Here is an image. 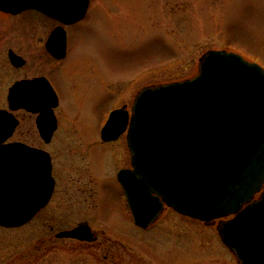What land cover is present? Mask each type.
I'll list each match as a JSON object with an SVG mask.
<instances>
[{"label": "rangeland", "instance_id": "1", "mask_svg": "<svg viewBox=\"0 0 264 264\" xmlns=\"http://www.w3.org/2000/svg\"><path fill=\"white\" fill-rule=\"evenodd\" d=\"M52 27L31 12L0 15V53L12 48L27 62L20 71L0 63V109H7V87L15 78L51 72L63 108L57 110L60 134L49 147L38 137L35 117L16 112L20 125L10 141L49 150L60 183L35 221L0 227V264H239L222 244L217 222L203 224L165 208L149 229L138 228L121 189L105 178L112 168V181L117 169L112 156L114 165L128 166L125 139L100 146L96 136L109 110H130L133 97L147 87L193 78L209 50L235 53L264 68V0H90L83 22L70 29V56L61 68L44 61L43 42ZM79 146L89 158L86 173L102 175V192L97 188L98 207L89 200L84 210L73 211L62 196L70 154ZM45 218L53 230L43 226ZM81 221L92 226L94 242L54 236Z\"/></svg>", "mask_w": 264, "mask_h": 264}, {"label": "water", "instance_id": "2", "mask_svg": "<svg viewBox=\"0 0 264 264\" xmlns=\"http://www.w3.org/2000/svg\"><path fill=\"white\" fill-rule=\"evenodd\" d=\"M88 6L89 0H0L2 12L36 10L65 24L81 20ZM60 44L61 51L64 34L57 28L47 48ZM53 94L42 81L16 84L9 109L39 112V130L52 133ZM17 125L0 110V226L6 228L30 221L52 191L45 153L4 144ZM128 125L134 170L119 180L135 225L147 229L164 206L205 224L232 216L218 224L221 241L240 264H264V192L253 201L264 183V70L239 55L209 51L194 79L139 93L130 120L113 112L102 138L115 139ZM57 237L94 240L87 225Z\"/></svg>", "mask_w": 264, "mask_h": 264}, {"label": "flooded vegetation", "instance_id": "3", "mask_svg": "<svg viewBox=\"0 0 264 264\" xmlns=\"http://www.w3.org/2000/svg\"><path fill=\"white\" fill-rule=\"evenodd\" d=\"M26 12H31L33 14H36V15H39V16H42L44 18H46L48 21L52 22L53 23V27L48 31V34L46 35V38L43 42V48H44V53H45V57H46V60L44 59L45 62H47L46 64L48 63H54L56 62V67L58 68H61V65L65 62V60L68 59V57L70 56V50H69V46H70V29L73 28L74 26L76 25H79L82 21L80 22H77V23H74V24H70V25H63V24H60L59 22L55 21L54 19H51L49 17H46L42 14H40L39 12H36V11H26ZM25 13V12H23ZM21 13V14H23ZM21 14H18V15H12V14H7V13H3L0 11V15L3 16V17H10V18H16V17H19ZM58 26H61L62 29L64 30V33H65V42H64V48H63V51L61 50L60 51V45H58V47H54L53 46V51L52 52H49L47 49H46V43L49 39V36L51 34V32ZM2 38H4V36H2L0 38V42L2 40ZM4 51L0 53V63L2 62H6L9 69H13L15 71H20L22 70L25 66H26V60L21 56L19 55L14 49L12 48H3ZM58 56H61V57H58ZM40 64L41 61H39ZM3 64V63H2ZM57 68V69H58ZM59 71V69L57 70ZM55 72H51V74L47 73L48 75L46 74H43V75H39V76H34V77H31V78H18V79H14L13 81H11L9 83V86L7 87V91H6V95H5V103H6V106L8 107L9 103H8V99H7V95H8V91L9 89L16 83H20V82H24V81H32V80H35V79H39V78H44L46 79L53 87V89L55 90L56 92V95H57V100H58V105L53 109V115H54V121H55V130L52 132V133H41V131L38 130V117H39V114H31L32 116L35 117V128H36V131H37V134H38V137L39 139L41 140L42 144L46 147H49L51 145L54 144L55 142V138L60 134V130L58 129L59 128V121H58V116H57V110L58 109H63L61 107V95H60V92L56 86V84L54 83V79H53V74ZM0 81H2L1 83H4V78L2 76H0ZM134 98L135 96L133 97V100L132 102L134 101ZM115 101V99L113 100ZM117 109V108H116ZM115 110V109H113ZM19 111H22V112H26L24 110H18L16 112H19ZM112 111V110H110ZM28 113V112H26ZM16 114V113H15ZM30 114V113H28ZM16 118L18 119V126L20 125V120L18 118V116L16 115ZM17 126V128H18ZM16 132V131H15ZM15 134V133H14ZM44 134V135H43ZM82 134V139L84 138V134ZM126 135L127 133H122L117 139L115 140H111V141H103L102 138H101V133L100 131L97 132V143L100 145V146H104V145H112V144H115L117 142H119L122 138L125 139V150L127 151V154H128V159H129V162H128V166H123V167H118L116 165L117 161H115L117 158L112 156L113 157V163L112 165L115 167L116 166V171L114 173V176H113V180H109L108 178V175L110 174V171H107V176H105V178L110 181V182H113L119 187V189H121V185L120 183L118 182V175L121 171L123 170H131L132 169V166H131V154H130V151L128 149V144H127V141H126ZM46 136H50V137H46ZM16 142H19V141H16ZM19 143H23V142H19ZM23 144H26V143H23ZM28 145V144H26ZM28 146H31L33 148H36V149H39V150H42L44 152H46L48 155H49V158H50V163H51V177H52V180H53V193L51 195V198L48 202V204L43 208L41 209L36 215L35 217L32 219L31 222L35 221L39 216H41L45 210L47 208H49V206L51 205L53 199L55 198L56 194L59 192V183H60V179L58 178L59 177V173H58V168L56 167V163H55V159H54V156L53 154L47 150V149H44V148H41V147H36V146H32V145H28ZM80 148H74V150L72 149H68L69 150H72V153L70 154V158H69V165H68V173L66 174V179H65V189L63 190V200H65L68 205L70 206V209L73 208V211H82L84 210V205L87 204V202L89 200H91L92 202H95V206L98 207V194H97V188H99V190H101L102 192V185H101V181H102V175H99V170H96V175L94 176V174L92 173H89V175L86 173L87 170H90V166L88 165L87 168H85V165H84V162L85 161H88L89 158L86 154H84V149L83 147L79 146ZM83 149V150H82ZM92 155V154H91ZM99 158H97V160H99ZM114 161L116 162L115 165H114ZM92 167V166H91ZM100 168V167H99ZM98 168V169H99ZM92 170V169H91ZM263 189H264V186H263ZM121 192L123 194V191L121 189ZM123 199H124V194L122 195ZM255 198H258V196H256ZM95 207V208H96ZM81 209V210H80ZM96 211H97V208H96ZM46 219V218H45ZM43 226L45 227H49L50 230H53V226L50 225V221L48 219L46 220H43ZM84 224H87L86 222L84 223V221H81L77 224H74L70 227H67V228H64V229H61L59 231H57L55 233V235L61 231H70V230H73L75 228H77L78 226L80 225H84ZM92 231L94 232L92 226L90 224H88ZM54 235V236H55ZM94 235H95V240H96V233L94 232ZM49 237V236H48ZM71 241H74L78 244H84V242L82 241H78V240H72L70 239ZM53 244H50L48 245V248L47 250L48 253L50 254L51 250L54 249V246Z\"/></svg>", "mask_w": 264, "mask_h": 264}]
</instances>
